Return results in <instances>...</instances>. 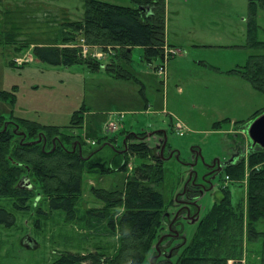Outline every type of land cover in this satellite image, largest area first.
Wrapping results in <instances>:
<instances>
[{
	"label": "rangeland",
	"instance_id": "obj_1",
	"mask_svg": "<svg viewBox=\"0 0 264 264\" xmlns=\"http://www.w3.org/2000/svg\"><path fill=\"white\" fill-rule=\"evenodd\" d=\"M99 1L134 6L131 0ZM85 6L86 0H0V130H16L13 143L79 151L86 159L71 220L50 209L49 196L31 173L18 182L31 183L28 211L16 210L12 198H0L17 220L11 228L0 226V264H52L66 252L115 256L119 235L109 223L121 218L125 206L109 207L100 196L124 197L136 167L156 161L165 171L155 188L164 196L167 215L144 264H177L201 219L226 191L233 203H245L248 164L243 182L228 178L227 165L264 150L249 135L264 114V94L237 72L252 56L264 55V49L249 45L255 26L256 39L264 42V9L254 15L249 0H166L164 59L149 62L143 47L130 49L126 61L115 53L118 48L68 35L64 14L81 21ZM12 28L19 30L18 42L7 44ZM69 37L76 44L65 42ZM31 42L78 48L99 68L52 65L35 56ZM76 115L81 118L74 121ZM19 118L61 131L24 129ZM246 249L244 263L260 260L255 253L260 244L247 243Z\"/></svg>",
	"mask_w": 264,
	"mask_h": 264
},
{
	"label": "trees",
	"instance_id": "obj_2",
	"mask_svg": "<svg viewBox=\"0 0 264 264\" xmlns=\"http://www.w3.org/2000/svg\"><path fill=\"white\" fill-rule=\"evenodd\" d=\"M131 1L133 7L86 0L83 20H69L64 14L67 18H63L62 26L69 28L66 32L68 35L71 36V33H74L75 37L82 35V40L94 46L118 48V52L115 53L126 61H131L130 49L134 47H143L144 57L149 62L158 58L164 59L166 0ZM249 1L254 9V15L258 7L264 9V0ZM17 31L14 28L8 30L5 38L7 44L18 42L15 39ZM250 31V47L264 49V42L256 39V26ZM75 37L66 38L65 42L76 44ZM52 41L56 43L58 39ZM29 44H35L33 51L38 59L52 65L86 64L94 70L99 68V64L85 61L78 48L56 47L50 43ZM237 72L264 94V55L252 56L248 64ZM79 118L81 117L76 115L74 121ZM18 120L24 129L30 126L36 128L43 126L50 131H61L55 126H44L20 118ZM33 133L34 129H31L28 135L33 136ZM15 135L16 130H0V198H12L16 210L28 211L31 183L25 178L24 185L20 187L18 182L22 174L31 173L43 185L45 194L49 196L50 209L63 211L68 219H73L76 215L77 197L82 192V174L86 159L79 151L54 149L48 152L38 143L26 141L13 143ZM146 147L151 151L148 146ZM135 153L140 156L143 154L136 151ZM156 162L154 166L143 164L136 167L128 178L124 197L100 196L109 207L120 204L125 206L121 218L117 222L112 219L109 223L111 232L119 235V246L115 256L108 258L100 253L81 255L66 252L61 253L52 264H144L153 248L159 224L161 226L163 217L167 215L163 214L164 196L155 188L164 180L165 171L159 161ZM246 163L250 174L247 176L245 203H233L231 191H226L225 196L216 201L211 211L201 219L193 241L184 247L177 264H230L232 261L233 264H249L244 263L248 252L247 243L260 244L259 251H255L260 255V260L253 264H264V150L252 154L248 159L245 155L236 157L225 169L229 178L243 182L246 178ZM16 221V216L0 204V226L11 228ZM176 223L177 219L172 228H175ZM163 263L173 264L171 260L168 262L154 260L152 264Z\"/></svg>",
	"mask_w": 264,
	"mask_h": 264
},
{
	"label": "water",
	"instance_id": "obj_3",
	"mask_svg": "<svg viewBox=\"0 0 264 264\" xmlns=\"http://www.w3.org/2000/svg\"><path fill=\"white\" fill-rule=\"evenodd\" d=\"M249 135L255 145L264 148V114L251 125Z\"/></svg>",
	"mask_w": 264,
	"mask_h": 264
},
{
	"label": "built area",
	"instance_id": "obj_4",
	"mask_svg": "<svg viewBox=\"0 0 264 264\" xmlns=\"http://www.w3.org/2000/svg\"><path fill=\"white\" fill-rule=\"evenodd\" d=\"M167 57H168V56H167ZM160 70H161L162 75L165 74L166 71H165V67H164V66H162V67L160 68ZM228 178H229V177H228Z\"/></svg>",
	"mask_w": 264,
	"mask_h": 264
},
{
	"label": "crops",
	"instance_id": "obj_5",
	"mask_svg": "<svg viewBox=\"0 0 264 264\" xmlns=\"http://www.w3.org/2000/svg\"><path fill=\"white\" fill-rule=\"evenodd\" d=\"M122 6H126V5H122ZM167 44H168V45H170V43H169V42H167ZM170 46H172V45H170ZM172 47H174V46H172Z\"/></svg>",
	"mask_w": 264,
	"mask_h": 264
}]
</instances>
